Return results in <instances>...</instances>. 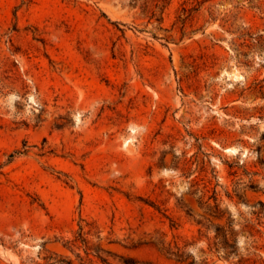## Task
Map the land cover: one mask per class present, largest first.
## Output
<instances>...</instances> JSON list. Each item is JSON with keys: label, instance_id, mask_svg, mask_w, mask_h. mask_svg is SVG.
<instances>
[{"label": "rangeland", "instance_id": "obj_1", "mask_svg": "<svg viewBox=\"0 0 264 264\" xmlns=\"http://www.w3.org/2000/svg\"><path fill=\"white\" fill-rule=\"evenodd\" d=\"M79 227L264 264V0H0V264H82Z\"/></svg>", "mask_w": 264, "mask_h": 264}, {"label": "trees", "instance_id": "obj_2", "mask_svg": "<svg viewBox=\"0 0 264 264\" xmlns=\"http://www.w3.org/2000/svg\"><path fill=\"white\" fill-rule=\"evenodd\" d=\"M217 207V206H216ZM221 216V215H220ZM215 238L221 241L225 250V255L230 256L236 252V242L231 238L232 231L224 226H214ZM87 233L83 232V227L75 233L73 238L65 241L63 246L74 253L76 259L82 264H154L150 260L139 259L129 255L116 254L102 247L100 243H93L87 238ZM218 250V241L213 243ZM83 254H81V251ZM72 259L68 256L53 254L47 258L45 264H71ZM187 264H196L194 259ZM201 264H204L201 262Z\"/></svg>", "mask_w": 264, "mask_h": 264}]
</instances>
